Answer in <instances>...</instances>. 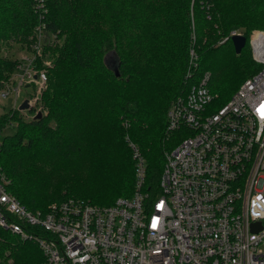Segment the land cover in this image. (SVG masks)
Instances as JSON below:
<instances>
[{
	"label": "trees",
	"instance_id": "trees-1",
	"mask_svg": "<svg viewBox=\"0 0 264 264\" xmlns=\"http://www.w3.org/2000/svg\"><path fill=\"white\" fill-rule=\"evenodd\" d=\"M45 8L0 0V87L17 64L6 50L14 43L30 49L39 26L53 56L37 102L41 116L0 113V130L16 121L0 138V166L8 188L33 211L69 196L109 204L133 191L127 136L145 161L144 190L156 195L164 150L180 133L166 129L172 99L209 70L212 101L229 96L225 103L260 68L248 38L264 29V0H46ZM238 27L246 43L236 53L231 39L217 38ZM192 46L199 58L187 76ZM40 251L0 226V264H39Z\"/></svg>",
	"mask_w": 264,
	"mask_h": 264
},
{
	"label": "built area",
	"instance_id": "built-area-1",
	"mask_svg": "<svg viewBox=\"0 0 264 264\" xmlns=\"http://www.w3.org/2000/svg\"><path fill=\"white\" fill-rule=\"evenodd\" d=\"M45 4L36 0L37 10ZM37 33L36 51L41 26ZM235 34L244 33L231 29L224 40ZM248 41L260 68L225 103L210 109L209 70L172 99L166 129L182 136L164 150L156 195L144 190L145 161L127 136L135 158L130 195L109 204L69 196L33 211L8 188L0 166V226L34 240L39 264H264V29L253 28ZM24 58L0 87V98L14 91L12 109L21 86L41 82L27 97L34 108L46 84L45 69H32L34 57ZM198 58L190 47L187 76Z\"/></svg>",
	"mask_w": 264,
	"mask_h": 264
},
{
	"label": "rangeland",
	"instance_id": "rangeland-1",
	"mask_svg": "<svg viewBox=\"0 0 264 264\" xmlns=\"http://www.w3.org/2000/svg\"><path fill=\"white\" fill-rule=\"evenodd\" d=\"M239 29H243L241 27H238ZM234 29V28H233ZM227 34H225L224 36H219L217 38V42L220 43V42H223L225 41L224 40V37L226 36ZM6 53L12 57H14L16 60H17V64L18 63H21L23 66L25 63H27V60L24 58L26 56H33L34 58L32 59V62H31V68L38 71L40 69H45V72L47 70V65L51 62V59L53 58L52 56V50L51 49H45L42 47L41 43H40V48L38 51L36 50H33V48H30V49H27L24 45H20V44H17V43H14L12 44V46L10 48H8L6 50ZM17 72H19V69L15 68ZM242 79H240L238 81V84L239 82L241 81ZM17 83V80H15V83L14 85H16ZM40 83L39 81H31V85L29 84H24L23 86L20 87V90L18 92V95L16 97V102H15V106H17L16 108L18 110H20V112H23L24 115L26 116H33L35 113L33 111H30V110H25V109H19L18 106L20 105V103L23 101L24 98H27L29 96L32 97L33 93L36 92L35 89L39 88L40 86ZM235 89L232 90V92L234 91ZM232 94V93H231ZM230 94V95H231ZM40 96V94H39ZM38 96V97H39ZM229 97V96H228ZM228 97H224L222 99H220V102H211L210 104V109L211 110H214L216 109L218 106H220L221 103H223ZM13 99H14V91L12 93H9L6 97L4 98H0V113H3L4 111H12L14 109H12L11 107H13ZM32 100V98H31ZM37 107H39V104L36 103ZM15 126H16V121L15 120H12L10 121L9 123H6L5 126L3 127V129L0 130V138H2L4 135L6 134H10L14 131L15 129ZM179 135L173 139L172 143L174 144H170L168 148H172L181 138V133H178ZM173 138V137H172ZM171 138V139H172ZM131 147V146H130ZM132 150V148H131ZM129 159L132 160V159H135L134 156H133V151H130L129 153ZM4 170V169H3ZM134 189V188H133ZM133 192L132 191V188H130L129 190L127 191H124L122 193H119L117 194L118 196H120V194H126V193H131ZM117 195H115L116 197H118ZM114 196V197H115ZM41 252V251H40Z\"/></svg>",
	"mask_w": 264,
	"mask_h": 264
},
{
	"label": "water",
	"instance_id": "water-1",
	"mask_svg": "<svg viewBox=\"0 0 264 264\" xmlns=\"http://www.w3.org/2000/svg\"><path fill=\"white\" fill-rule=\"evenodd\" d=\"M231 41L232 44L234 46V50L236 51V53H239L241 51V49L243 48V46L246 43V37L244 34H235L233 36H231ZM19 109H26V110H32V105L29 104L28 102V98L23 99V101L20 103V105L18 106ZM41 116V111L38 110L33 117H39Z\"/></svg>",
	"mask_w": 264,
	"mask_h": 264
},
{
	"label": "crops",
	"instance_id": "crops-1",
	"mask_svg": "<svg viewBox=\"0 0 264 264\" xmlns=\"http://www.w3.org/2000/svg\"><path fill=\"white\" fill-rule=\"evenodd\" d=\"M18 72L15 70H13V72L11 74H17ZM25 99V98H24Z\"/></svg>",
	"mask_w": 264,
	"mask_h": 264
}]
</instances>
